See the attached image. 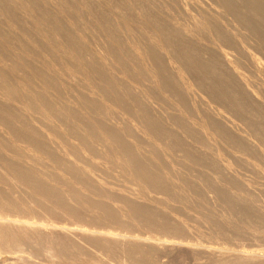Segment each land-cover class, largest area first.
<instances>
[{"label":"bare ground","instance_id":"obj_1","mask_svg":"<svg viewBox=\"0 0 264 264\" xmlns=\"http://www.w3.org/2000/svg\"><path fill=\"white\" fill-rule=\"evenodd\" d=\"M85 1H72L77 7L72 9L69 0H0V264H28L35 249L45 257L42 263L35 256L36 264L164 260L170 248H187L175 243L176 236L174 244L164 238L191 230L176 206L187 192L226 191L237 182L251 193V182L232 166L236 162L264 178V0H122L131 6L116 0ZM103 3L112 6L109 11L99 8ZM56 7L66 22L55 15ZM69 11L76 18L69 20ZM69 27L75 38L69 39ZM60 38L66 43L58 46ZM83 48L94 59L95 72L101 71L100 84L77 64L85 60ZM78 81L86 92L73 89L79 95L70 98L69 85ZM80 98L89 100L92 106L86 108L91 111L79 107ZM159 101L169 103L166 113L157 110ZM97 157L114 164L125 182L127 177L138 187L131 193L136 197L94 177L83 159ZM69 175L76 180L75 191L88 201L79 202L71 192ZM224 192L218 199L229 195L222 196ZM38 201H48L63 213H69V205L81 206L99 220L133 228H71L47 216L48 221L27 217ZM193 201L189 204L195 208ZM209 218L206 222L213 223ZM218 252L211 251L219 264H264V253L257 251Z\"/></svg>","mask_w":264,"mask_h":264},{"label":"rangeland","instance_id":"obj_2","mask_svg":"<svg viewBox=\"0 0 264 264\" xmlns=\"http://www.w3.org/2000/svg\"><path fill=\"white\" fill-rule=\"evenodd\" d=\"M72 1L74 2V1H76V0H69V5L71 6H69L70 8H72V9H74V8H77L76 7V5L75 6H72L71 4H73L72 3ZM77 1H83L84 2V0H77ZM93 2L92 3H94V0H92ZM122 0H116L115 1V3H119V2H121ZM137 1H139V2H145L146 3V1L147 0H137ZM150 1H155L156 2V0H150ZM160 1H163V0H160ZM85 2H87L88 3V0H86ZM122 2H126V3H128L129 5H130V3L129 2H127V1H122ZM159 2V1H158ZM104 5L102 6V7H99L102 11L103 10H105V12H107V11H109L110 10V8L112 7V6H110L108 3L106 4V3H103ZM132 4V3H131ZM147 4H148V2H147ZM81 6V5H80ZM98 6V5H97ZM96 5H95V7L96 8H98ZM131 6V5H130ZM74 7V8H73ZM59 7H56V8H52L53 9V11H54V13H55V15H57L58 17H60V18H63V20H64V22H66V18H64L63 17V15L60 13V12H62V11H60L59 9H58ZM55 9H57V10H55ZM61 9V8H60ZM86 10H88V9H86L85 8V11ZM107 10V11H106ZM57 11V12H56ZM60 11V12H59ZM70 13H69V20L70 19H72L71 17H75L76 18V14H74V13H71L72 11H69ZM60 14V15H59ZM71 15V16H70ZM74 15V16H73ZM187 15L186 14H180V19H182L183 21H187L188 20V18H185ZM185 18V19H184ZM27 27H28V25H26ZM29 26H32V28H33V30L35 29V24H29ZM28 28H31V27H28ZM70 38H75V35H74V33L72 32V29H70V27H69V39ZM91 38H93V39H95L94 38V36L93 37H91ZM44 40V39H43ZM58 40V39H57ZM61 41V42H60ZM62 42L65 44L66 43V41H62V38H60L59 40H58V46H60V44H62ZM42 43L44 44V46L46 47V45H45V41H42ZM67 45V44H66ZM71 47V46H70ZM69 47V56H71L72 55V53H73V50L71 49ZM61 48V47H60ZM63 48L64 49H66L64 46H63ZM46 49V48H45ZM72 51H71V50ZM84 49V48H83ZM85 51V60H81V62H78V61H75V62H78L77 64H81L82 66H84V64H86L85 66H84V68H82L81 67V65H80V70L83 72V73H85L86 75H87V73L89 74L88 75V77L90 76V78H91V80L93 81V82H95V83H98V84H100V81H99V78H100V76L98 75V74H100V72L101 71H99V69L95 72V70L93 69V67H92V64H94V59L91 57V55H90V52L89 51H86V49H84ZM87 53H89V54H87ZM88 56H87V55ZM92 54V53H91ZM90 55V56H89ZM87 57V58H86ZM85 61V62H84ZM84 62V63H83ZM92 62V63H91ZM71 64V63H70ZM95 66H96V64H94ZM87 67V69H85ZM90 67V68H89ZM84 70V71H83ZM93 72V74H91ZM101 75V74H100ZM98 76H99V78H98ZM95 77V78H94ZM97 77V78H96ZM97 79V80H96ZM99 81V82H98ZM81 82V83H80ZM78 81V83L77 82H75V84H73V86L74 85H76V86H74V87H76V88H73V86H71V85H69L70 86V88H71V90L69 91V97L70 98H73L74 96H78L79 95V93H78V91H75V90H79L80 92H86L85 91V89L83 88V86H84V82H82V81ZM78 85H77V84ZM80 83V84H79ZM83 85V86H82ZM80 86V87H79ZM73 89H75L74 91H73ZM81 89V90H80ZM74 92V93H73ZM70 94H72V96L70 95ZM73 94H76V95H73ZM112 98H113V96H112ZM125 99V102L127 103V105L129 104V105H132V102L128 99V97L125 95V97H124ZM127 99V100H126ZM86 101V102H85ZM88 101L89 100H86V99H83V98H80L79 99V101H78V105H79V107H83L82 109H88L89 111H91L89 108H86V107H91L92 105H91V103L89 102L88 103ZM80 102H82V103H80ZM80 103V104H79ZM86 104V105H84V104ZM167 102H162V101H159L158 103H155V105L157 104V105H159V106H157L156 105V108H157V110H159V112H161L162 111V113L164 112V113H166V110L168 109L169 110V103H168V105L166 104ZM87 105H89V106H87ZM161 106V107H160ZM78 107V108H79ZM163 107V108H162ZM161 108L162 109H164L165 108V110H161ZM85 109H84V112H86L85 111ZM92 113V112H91ZM76 117H78L77 116V114H76ZM79 117H80V119H81V121L82 122H84V121H86V122H89V121H87L86 119H84L81 115H79ZM78 117V118H79ZM126 117V116H125ZM77 118V119H78ZM84 120V121H83ZM74 158V157H73ZM100 158H102V157H97V158H94L93 159V161L90 159H83V160H85V161H87V162H85V163H87V164H85V165H88V163H89V166H90V170H92V171H95V172H93L94 173V177L96 178L98 175H99V178H100V180H99V178L97 177L96 179L97 180H99L100 182L102 181V183L104 182V184L107 186V187H109V188H113L114 190H116V189H118V190H120V191H118V190H116V191H118V192H126L125 193V195H127V196H130V197H132V198H134V196H135V194H131V193H135V189H137L138 187L137 186H135V185H133L132 184V182L126 177V181L129 183V181H130V184H128L127 182H125V180H124V175H122L120 172H121V170H119V169H117V167H113V165L114 164H110L109 165V163L110 162H107V161H105V162H103ZM232 160V159H231ZM230 160V161H231ZM90 161H91V163H90ZM96 161V162H95ZM234 161V160H233ZM233 161H231V163H233ZM94 162V163H93ZM99 162V163H98ZM235 162V161H234ZM97 163V164H96ZM99 164H101V165H99ZM238 164V165H237ZM244 163H242V165H243ZM235 165V166H234ZM241 165V163L240 162H236V163H233V168H235V167H237L236 168V174L239 176V177H241L242 179H244L245 181L247 180V183H249V182H251V193H246V191H245V189H243V187L242 188H239V187H241L240 186V184L239 183H237V182H234V185H232V188H228V190H229V192H228V190H227V187H225V189H226V191L224 192L223 191V189H220V190H218V189H216V191L215 192H205V193H203L202 192V190H200V195H202V196H200L199 194V196H196V195H192V193L190 194V192H187V193H189V194H187L188 196L190 195V197H188V196H185V197H187V198H185V197H183L182 199H181V201L179 202V203H176L177 205V207L179 208V212H180V215L181 216H183L184 217V219H186V221H188L187 222V224L189 225L188 227H189V229H191L189 232H186V233H184V232H181V234H179L178 236H177V234H174V233H171V234H173L172 236L170 235V234H167L166 235V233L164 234V233H162V234H164V238L167 240V238L168 237H170V240H169V243H171L172 242V244H174V240H175V243H183L184 245H183V247H185V246H187V248H188V250H187V248L185 249V248H179V249H177V248H170L169 250H171V251H169L171 254H173V252H172V250L173 251H178L177 253L176 252H174V255H170V256H167L168 254H170V253H167L166 251V253H165V256L163 255V258H164V260H160V259H157V260H152V261H150L148 264H160V263H162V264H219V256H216L217 258H218V260H216L215 261V259H217L216 257H215V255L216 254H213V253H211V251L212 250H216V252H220V251H224L225 249H228V250H225L223 253H221V254H219V252H218V254L217 255H220V256H226V251H230V250H248L249 252H255V251H257V252H260L261 254L262 253H264V191L262 190V188H263V183H264V178H263V175L260 173L259 174V172H256L254 169H252V168H250L249 166H247V165H245V166H240ZM88 166V167H89ZM239 166H240V168H239ZM97 167V168H96ZM245 167V168H244ZM248 167V168H247ZM92 168V169H91ZM104 168V169H103ZM107 168V169H106ZM243 168V170L241 171V169ZM94 169V170H93ZM96 169H97V171H96ZM109 169H110V171H109ZM115 169V170H114ZM239 169H240V171H239ZM260 169H261V171H263L264 172V166L263 165H260ZM99 170H102V172H100ZM106 170H108V171H106ZM112 170H114L113 172H112ZM116 170H117V172L119 173H117L116 172ZM235 170V169H234ZM104 171V172H103ZM97 172V174H95ZM107 172V173H106ZM112 172V175L110 174ZM103 173H105L104 175H105V181H107V183L103 180L104 179V175L102 176V174ZM245 173V174H244ZM256 173V174H255ZM120 174H121V176H120ZM100 175L102 176V178L100 177ZM109 177H108V176ZM244 175L245 176H247V177H244ZM248 175H249V177L251 178V179H249V177H248ZM262 175V176H261ZM107 176V177H106ZM111 176V177H110ZM252 176V177H251ZM261 176V177H260ZM107 178V179H106ZM109 178V179H108ZM111 178H114V179H112L111 180ZM122 178V179H121ZM246 178V179H245ZM253 178V179H252ZM77 179H79V178H77ZM116 179H118V180H116ZM128 179V180H127ZM110 181V184H109V181ZM256 180L258 181V180H260V181H258V182H256ZM112 181H113V183H112ZM116 181V182H115ZM76 182V180H74V179H71L70 178V175H69V189L71 190V192L72 193H74V194H76V196L77 197H79V199H78V201L80 202V201H82L83 203H84V201H88V199H85V198H83V197H81L76 191H75V189H74V185L72 186V184H74ZM119 182V183H118ZM261 182V183H260ZM111 183H112V185L115 187H113V186H111ZM115 183V184H114ZM122 183H123V185H122ZM71 184V185H70ZM76 184V183H75ZM118 186H117V185ZM127 184V185H126ZM239 184V185H238ZM255 184V185H254ZM253 185V186H252ZM127 186H128V188H129V190H131V191H129L128 190V188H127ZM236 186V187H235ZM239 186V187H238ZM118 187V188H117ZM132 187V188H131ZM233 187H235L236 189H237V187H238V189L236 190L235 188H233ZM120 188V189H119ZM135 188V189H134ZM257 188H259V189H257ZM239 189H240V191H239ZM241 189H243L244 190V192L241 190ZM133 190H134V192H133ZM232 190V191H231ZM197 191V190H196ZM219 191V192H218ZM220 191L221 192H224V193H222V196H226V195H228V196H226V197H224V199H222V198H219L218 199V197H221L220 195ZM235 191V192H234ZM237 191V192H236ZM123 192H122V194H123ZM203 194H205V195H203ZM231 192H232V194H231ZM240 192H243V193H241V194H239ZM253 192V193H252ZM262 192V193H261ZM217 193V195L215 196V194ZM236 193H238L237 195H238V197L236 196L235 197V194ZM256 193H260V195H258V194H256ZM78 194V195H77ZM220 194V195H219ZM223 194H226V195H223ZM234 194V195H233ZM242 194H244V195H242ZM239 195H242L245 199H241V198H239V197H241V196H239ZM251 195V196H250ZM175 196H179V195H175ZM196 196V197H195ZM208 196V197H207ZM218 196V197H217ZM231 196V197H230ZM233 196V197H232ZM247 196H248V198H247ZM256 196V197H255ZM260 196V197H259ZM113 197H117L116 195L115 196H113ZM136 197V196H135ZM201 197H203V199L201 198ZM214 197V198H213ZM235 197V198H234ZM242 197V198H243ZM120 197H118V199H119ZM139 198V197H138ZM188 200V198H189V202H185L186 200ZM229 198V199H228ZM230 198H232L233 199V201H236V202H232L231 203V201H232V199L230 200ZM238 198V199H237ZM247 198V199H246ZM259 198V199H258ZM140 200H138V201H143L144 199H141V198H139ZM195 201V199H196V201L197 202H195V203H193L194 205H195V208L194 207H192L193 205L192 204H189V203H192V201ZM220 199H222V200H220ZM225 199H228V200H226V201H228L227 203H226V201H225ZM240 199V200H239ZM249 199V200H248ZM250 199H251V201L252 200H254V201H250ZM263 199V200H262ZM213 200V201H212ZM243 200V203L241 202ZM245 200V201H244ZM249 201V202H246V201ZM191 201V202H190ZM193 201V202H194ZM219 201H220V203H219ZM225 201V202H224ZM229 201H230V203H229ZM239 201V202H238ZM259 201V202H258ZM205 202V203H204ZM206 202H209V204L208 203H206ZM217 202V203H216ZM221 202H223L222 204H221ZM245 202V203H244ZM38 203L40 204H42V206H44V207H42L41 206V204L40 205H37L36 206V209H33V210H35V211H33V213L34 214H25L27 217H28V215H30L29 217L30 218H34V220H37V219H42V220H44V221H48L49 219V221H55L54 223H59V225H69V227H71V228H74V227H79V226H82V225H93V224H99V225H101L102 227H108V225L110 226L109 228H116L117 226V224L116 223H114V222H110V221H108V220H99V219H97L95 216L96 215H91L88 211V213L89 214H87V212H86V210H84V208H83V210H82V208H81V206H79V207H73V208H75L74 210H73V208H72V206H70L69 205V213H63V211L61 212V210H57L58 212H56V211H54V209H52V205L48 202V201H46L45 203H43V202H40V201H38ZM86 203H88V202H86ZM212 203V204H211ZM218 203H219V205H218ZM228 203L230 204V205H232L231 207L228 205ZM237 203V204H236ZM259 203V204H258ZM262 203V204H261ZM183 204V205H182ZM187 204V205H186ZM202 204H204V205H202ZM214 204V205H213ZM241 204V205H240ZM182 205V206H181ZM189 205V206H188ZM219 207H218V206ZM259 207H258V206ZM41 206V207H40ZM86 206H88V205H86ZM205 206V207H204ZM213 206V207H212ZM222 206V207H221ZM226 206V207H225ZM230 207V208H228V207ZM236 206H238V207H236ZM240 206V207H239ZM263 206V207H262ZM190 209H189V208ZM204 207V208H203ZM216 208V210H215V208ZM247 207V208H246ZM250 207V208H249ZM261 207V208H260ZM71 208H72V210H71ZM78 208V209H77ZM182 208H184V209H182ZM204 209V211H203V209ZM231 208H232V210H231ZM257 208H259V210L256 209ZM37 209H39V210H37ZM50 209V210H49ZM80 209V210H79ZM182 209V210H181ZM192 210V212H189V210ZM220 209V210H219ZM239 209H241L240 211H239ZM243 209V210H242ZM261 209V210H260ZM263 209V210H262ZM45 210V211H44ZM49 210V211H48ZM206 210V211H205ZM213 212H212V211ZM47 211L49 212V213H47ZM51 211H52V213H51ZM216 213H215V212ZM228 212V213H226V212ZM263 211V212H262ZM36 212V213H35ZM44 212V213H43ZM76 212H77V214H76ZM186 212H187V214H186ZM219 212V213H218ZM222 212V213H221ZM61 213V214H60ZM86 213V214H85ZM182 213L184 214H186L187 216H184V215H182ZM201 213V216H199V215H197V214H200ZM205 214L204 216H203V214ZM38 214V215H37ZM43 214V215H42ZM65 214V215H64ZM73 214V215H72ZM196 214V215H195ZM217 216H216V215ZM219 214V215H218ZM226 214V215H225ZM36 215H37V217H36ZM39 215H41L40 216V218H38V216ZM190 215V216H189ZM209 215V216H208ZM221 215V216H220ZM34 216V217H33ZM49 218H47V217ZM76 216V217H75ZM80 216V217H79ZM203 218L202 220L199 218ZM210 217V218H212L211 219V221H214L213 223L212 222H206L207 220H208V217ZM213 216L214 217H219L220 218V220H227V223L225 224L226 225V227H225V225H224V223H220V224H222V225H219V223H217L216 221H217V219H216V221L213 219ZM225 216V217H224ZM42 217V218H41ZM71 217V218H70ZM84 217V218H83ZM86 217V218H85ZM95 217V218H94ZM188 219H187V218ZM193 217V218H192ZM196 219H198V221L196 222V220H195V218ZM226 217H228V218H226ZM87 218H89V220H87ZM93 220V221H91V219ZM192 220H191V219ZM207 218V220H205ZM209 218V219H210ZM239 218V219H238ZM244 218V219H243ZM79 219V220H78ZM82 219V220H81ZM86 219V220H85ZM98 220L97 222L95 221L94 222V220ZM194 219V220H193ZM241 219V220H240ZM199 220H201L200 222H199ZM219 220V219H218ZM52 221V222H53ZM85 221V224L83 223ZM87 221H88V223H87ZM102 221V222H101ZM108 223H107V222ZM202 221H204V222H206V224H201V223H204V222H202ZM233 221V222H232ZM100 222V223H99ZM103 222H105V223H103ZM199 222V223H198ZM215 222L217 223V225L215 224ZM232 222V223H231ZM62 223V224H61ZM103 223V224H102ZM110 223V224H109ZM112 223V224H111ZM193 224V226H192V224ZM79 224V225H78ZM105 224V225H104ZM191 224V225H190ZM213 224H215L216 226H214ZM229 224H233V225H228ZM239 227H237L236 225ZM77 225V226H76ZM111 225H114V226H111ZM202 225V226H201ZM244 225V226H243ZM248 225V226H247ZM116 226V227H115ZM118 226L119 227H117V228H119V229H123L124 228V230H125V228L126 229H128L129 230V228L132 230V228L133 227H131V226H124L123 225V227L121 228V224H118ZM191 226V227H190ZM195 226V227H194ZM209 227V226H211V227H209V228H206V227ZM212 226H214V227H212ZM221 226V227H220ZM224 226V227H223ZM230 226L233 228H230ZM254 226H256V227H254ZM258 226V227H257ZM128 227V228H127ZM202 227H204V228H202ZM216 227V228H215ZM224 228V229H223ZM248 228V229H247ZM135 229H138V230H144V229H142V228H136V227H134V229L133 230H135ZM194 229V230H193ZM213 229V230H212ZM215 229V230H214ZM217 229H218V231H217ZM221 229V230H220ZM227 229V230H226ZM231 229V230H230ZM263 229V230H262ZM212 230V231H211ZM137 231V230H136ZM211 231V232H210ZM223 231H224V233H223ZM229 231V233H227ZM237 233H236V232ZM242 231V232H241ZM253 231V232H252ZM194 232H195V234H194ZM205 232V233H204ZM210 235H207V233ZM213 232H215V233H213ZM263 234H262V233ZM212 233V234H211ZM232 235H231V234ZM241 233V234H240ZM253 233V234H252ZM215 234V235H214ZM219 234H222V235H219ZM169 235V236H168ZM182 235V236H181ZM204 235V236H203ZM206 235V236H205ZM213 235V236H212ZM242 235V236H241ZM247 235V236H246ZM173 236H176L175 237V239L174 240H172L174 237ZM181 237V239L180 238H178V237ZM191 236V237H190ZM262 236V237H261ZM222 237V238H221ZM230 237V238H229ZM227 238V239H226ZM184 241H183V240ZM251 239H253V240H251ZM60 240H62V238H58V240L57 241H60ZM172 240V241H171ZM222 240V241H221ZM234 240V241H233ZM247 240V241H246ZM178 241V242H177ZM190 241V242H189ZM213 241V242H212ZM249 241H251V242H249ZM64 242L65 243H68L65 239H64ZM199 242V243H198ZM206 242V243H205ZM71 242L69 241V244H70ZM198 245H197V244ZM256 243V244H255ZM195 244V245H194ZM201 244V245H200ZM221 244V245H220ZM199 246L200 247V249H203L204 248V250L203 251H201L197 246ZM227 245V246H226ZM234 245V246H233ZM250 245V246H249ZM191 246H196V250H194V251H192V249L190 248ZM244 246V247H243ZM246 246V247H245ZM253 246V247H252ZM258 246V247H257ZM210 249V252L208 251L207 252V249ZM228 247H230V248H228ZM220 250H219V249ZM241 248V249H240ZM254 248V249H253ZM263 248V249H262ZM189 249H190V251H189ZM198 249H199V251H198ZM230 249V250H229ZM181 252H180V251ZM87 251V250H86ZM85 251V253H88L89 254V251H87L86 252ZM95 251V250H94ZM195 251H198L197 253V255H195L193 252H195ZM31 252H33V255H34V257L32 258V260H31V262L30 263H32V264H34L35 262H38L39 261V259H40V261L39 262H45V257H43V254H42V252L41 251H39V250H37V249H35V250H32ZM30 252V253H31ZM181 254H180V253ZM204 254H203V253ZM206 252V253H205ZM70 253V252H69ZM175 253L177 254V255H175ZM200 253H202V254H200ZM164 254V253H163ZM194 254V255H193ZM206 254V255H205ZM208 254H211V255H208ZM223 254V255H222ZM41 255V256H40ZM202 255H205V256H202ZM207 255H208V257H207ZM263 255V263H264V254H262ZM35 256H37L36 257V259H34L35 258ZM210 256H214L215 257V259H214V257H213V259H212V257H210ZM42 257H43V259H42ZM161 258V257H160ZM206 260V261H205ZM33 261V262H32ZM201 261V262H200ZM11 262H15V261H11ZM11 262H8V264H11ZM152 262V263H151ZM204 262V263H203ZM208 262V263H207ZM30 263H28V264H30ZM15 264H17V263H15ZM25 264H27V263H25ZM36 264V263H35Z\"/></svg>","mask_w":264,"mask_h":264}]
</instances>
